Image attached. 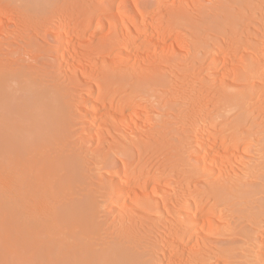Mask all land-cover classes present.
<instances>
[{
	"label": "rangeland",
	"instance_id": "374dc122",
	"mask_svg": "<svg viewBox=\"0 0 264 264\" xmlns=\"http://www.w3.org/2000/svg\"><path fill=\"white\" fill-rule=\"evenodd\" d=\"M27 2L0 0V77L68 97L66 136L51 143L81 165L95 248L130 229L141 264H264V0ZM112 34L130 46L103 50ZM124 163L142 194L159 192L137 204L136 187L115 194ZM197 201L212 234L182 224Z\"/></svg>",
	"mask_w": 264,
	"mask_h": 264
},
{
	"label": "bare ground",
	"instance_id": "6f19581e",
	"mask_svg": "<svg viewBox=\"0 0 264 264\" xmlns=\"http://www.w3.org/2000/svg\"><path fill=\"white\" fill-rule=\"evenodd\" d=\"M40 3L39 0H28L26 6L31 11H41ZM117 36L118 34H112L105 40L102 43L103 50H111L115 46L114 41L123 45L125 49L130 46L131 38L116 39ZM62 42L65 44L63 39ZM5 80V77H0V264H139L142 262L141 259L138 262L139 258L136 259L135 254L139 253L138 249L143 244L140 245L141 242L130 229H128L129 233H126L127 230L119 232L120 235H117L116 242L103 243L100 249L98 244L91 242L95 233L92 220L94 202L88 195L83 194L84 192H80L84 189L78 190L82 186L80 184L84 183L80 181L82 179L81 165L72 156L62 155L67 148L62 147V153L58 144L51 143L53 139L62 141L65 138L63 136L66 133L60 136L61 138L57 137L62 131L59 132L63 126H61L63 117L67 121L64 113H68L65 111V101H68V97L64 101L66 95L57 91L60 88L53 90L49 84L46 87L47 85L41 84L43 80L39 82L33 80L32 83L28 81L31 85L28 87L26 79V82H19L16 89L7 85L8 80ZM46 82L48 83V81L44 83ZM101 96L102 94L98 99ZM100 101L104 100L101 98ZM127 101L126 99L120 100L122 104ZM113 107L117 110V107ZM65 121L63 122L66 124ZM38 130L42 131L40 136L36 134ZM211 138L208 134L207 138L200 141V151L204 153V156L213 146ZM66 141H63L64 147L67 145ZM202 159L201 156L200 160ZM127 164L120 166L121 168L116 171L112 180L113 187L117 190L115 194L127 195L128 188L131 186L136 189L140 188L139 183L142 178L138 168ZM149 181L154 182L155 180L151 178ZM149 181L146 180V185ZM151 188L150 192H147L148 197L159 192L154 186ZM136 193L138 196L133 198V195L127 198H132L129 200L133 203L148 200L147 195L142 194L140 189L139 192L136 190ZM214 194L219 196L218 191ZM122 198L124 200L125 197ZM146 204L151 203L148 201ZM192 208L196 215H188L186 220V216L181 218L185 220L182 224L185 222L187 223L185 225L189 227L201 224L200 231L206 230L207 234H212L215 231L213 228L216 222L214 224L209 218H205L208 211L202 203L197 201ZM95 245H98L97 248Z\"/></svg>",
	"mask_w": 264,
	"mask_h": 264
}]
</instances>
